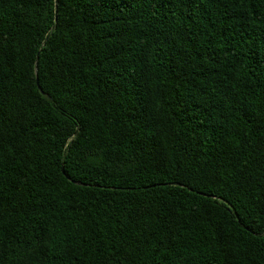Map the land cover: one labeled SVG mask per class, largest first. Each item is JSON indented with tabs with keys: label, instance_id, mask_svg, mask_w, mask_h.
<instances>
[{
	"label": "trees",
	"instance_id": "obj_1",
	"mask_svg": "<svg viewBox=\"0 0 264 264\" xmlns=\"http://www.w3.org/2000/svg\"><path fill=\"white\" fill-rule=\"evenodd\" d=\"M0 264H264V0H0Z\"/></svg>",
	"mask_w": 264,
	"mask_h": 264
}]
</instances>
